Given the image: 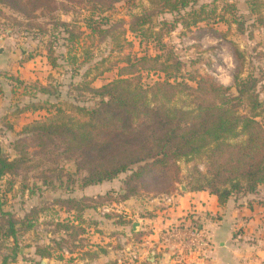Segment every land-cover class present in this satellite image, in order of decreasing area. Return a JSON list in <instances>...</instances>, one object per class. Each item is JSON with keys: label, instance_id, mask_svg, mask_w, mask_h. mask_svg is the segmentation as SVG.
<instances>
[{"label": "rangeland", "instance_id": "374dc122", "mask_svg": "<svg viewBox=\"0 0 264 264\" xmlns=\"http://www.w3.org/2000/svg\"><path fill=\"white\" fill-rule=\"evenodd\" d=\"M200 6H204L201 16L207 14L205 20L189 27L183 25L185 12L192 10L187 7L179 13L154 15V30L159 29L162 21L173 25L162 40L184 63L185 73L210 76L217 84L230 87L234 95L237 94L235 76L239 79L249 74L255 77L256 91L264 108V24L260 23L264 20V0H198L194 9ZM149 7L148 0L115 2L111 10L100 15L104 17L100 28L109 30L112 37L101 38L86 27L91 14L89 5L84 2L79 6L70 5L68 15H53L74 23V38L68 42L67 33H60L62 28L52 25L45 11H35L37 17L26 22L14 9L0 6V151L9 159L15 158L18 155L15 146L19 144V149L30 159L26 169L0 178V264H84L81 251L74 248L77 243L63 246L61 261L57 257L61 255L58 250L52 258H41L34 251L36 246H53L51 240L56 239L57 230L61 229L56 224L67 216L59 200L86 195L90 196L86 202L98 208L84 212L86 233L82 250L100 253L87 264H143L146 259L144 253L141 257L136 255L141 247L131 249L130 245L138 238L130 232V222L155 212L158 207L164 208L161 205V198L166 195L162 192L164 183L145 180L142 193L124 201L117 193L123 192L122 180L126 174L114 181L82 188L85 173L77 169L74 162L77 157L64 153L56 141L48 143L49 151H43L36 135L27 127L51 119H79L77 107L92 109L97 102L91 91L85 89L87 86L96 88L117 78L127 56L135 60L144 54H157L158 46L151 39L138 45L137 37L122 32L131 14ZM221 14L236 23L219 20ZM92 16L98 18L96 14ZM49 48L56 66H51L45 57ZM235 51L243 55L242 62L235 58ZM157 74L141 73L143 83L150 84ZM205 154L175 162L178 186L188 184L199 172H206ZM259 187L255 197L264 199V184ZM98 193L109 196L99 197ZM193 212L189 214L198 215ZM179 220L173 224H191L190 219L185 223ZM9 222L15 229V239L4 237ZM155 246L152 251L158 248L159 257L175 259V250L165 242ZM67 248H72L73 253L69 254ZM126 248H130L129 251Z\"/></svg>", "mask_w": 264, "mask_h": 264}, {"label": "trees", "instance_id": "16d2710c", "mask_svg": "<svg viewBox=\"0 0 264 264\" xmlns=\"http://www.w3.org/2000/svg\"><path fill=\"white\" fill-rule=\"evenodd\" d=\"M118 1L0 0V6L14 9L26 22L37 17L35 11H45L52 25L62 28L60 33H67L65 40L71 42L74 23L55 18V13L68 15L70 5L79 6L84 2L89 5L91 13L86 27L97 32L101 38L112 37L109 30L100 28L104 18L100 15L111 10ZM148 1L150 7L131 14L128 26L122 32L127 31L133 38L137 37L138 45L151 39L159 52L144 54L135 60L127 56L117 78L96 88L87 86L85 89L91 91L97 102L92 109L77 107L79 119L65 117L36 122L28 126V130L36 135L43 151H49L50 142L56 141L64 153L77 157L74 160L77 169L85 173L81 179L82 188L114 181L126 174L122 180L123 192L117 193L122 201L139 196L143 190L142 184L149 179L164 183L163 194L177 192L175 187L180 182L175 162L204 153L206 172H199L185 184L190 191L206 190L216 197L220 205L225 204L231 196L255 193L264 184V108L256 91L257 79L250 74L242 79L235 76L237 94L234 95L230 87L217 84L210 76L185 73L184 63L167 49L162 40L173 25L162 21L159 29L154 30L152 17L166 12L179 13L190 7L192 10L185 12V19H182V24L189 27L207 18V14L201 16L204 6L194 9L198 0ZM93 14L98 18H94ZM219 20L236 23L225 19L223 14ZM263 21L260 23L264 24ZM34 26L38 28L39 24ZM241 27L239 24V30ZM127 43L132 44L130 41ZM50 52L49 48L45 57L51 66H56ZM235 58L238 62L243 61V55L238 51H235ZM144 72L158 74L150 84H145L141 75ZM15 148L18 155L12 159L0 151V178L29 167L27 163L30 159L26 152L19 149V144ZM88 197L59 200L67 216L56 224L61 229L57 230L56 239L51 240L55 248L50 245L36 246L35 255L52 258L58 250L61 255L57 257L61 261L63 246L70 247L77 243L74 248L81 251L83 260L97 258L100 253L92 254L89 252L91 250L84 252L81 244L86 233L84 212L98 208L86 202ZM190 220L191 224L196 223L194 218ZM180 226L171 225L164 231ZM131 233L138 239L141 236L140 232ZM3 234L15 239L11 222ZM16 248L15 243L14 250ZM67 252L72 254V248H67Z\"/></svg>", "mask_w": 264, "mask_h": 264}, {"label": "crops", "instance_id": "0c3cea01", "mask_svg": "<svg viewBox=\"0 0 264 264\" xmlns=\"http://www.w3.org/2000/svg\"><path fill=\"white\" fill-rule=\"evenodd\" d=\"M178 187L179 191L161 198L164 208L158 207L155 212L143 214L140 219L130 222V232L141 233L137 242L130 246L133 250L141 247L139 255H136L141 257L144 253L146 259L143 264H264L263 198H256L257 193H246L231 196L220 205L216 197L206 190L190 191L183 184ZM191 212L198 215L189 214ZM178 218L183 223L190 218L197 220L194 225L202 229L207 239L206 247L200 254L181 256L179 261L167 256L159 257L161 252L158 248L154 255L152 249L163 243L161 233L174 225ZM134 222L137 223L136 230L133 229ZM126 249L129 251L130 248ZM87 261L84 259L83 263L87 264Z\"/></svg>", "mask_w": 264, "mask_h": 264}, {"label": "built area", "instance_id": "2783aa9c", "mask_svg": "<svg viewBox=\"0 0 264 264\" xmlns=\"http://www.w3.org/2000/svg\"><path fill=\"white\" fill-rule=\"evenodd\" d=\"M161 234L162 241L175 250L176 261H179L181 256L186 258V255L200 254L207 245L202 229L196 225H182L170 231H163Z\"/></svg>", "mask_w": 264, "mask_h": 264}, {"label": "water", "instance_id": "95a60500", "mask_svg": "<svg viewBox=\"0 0 264 264\" xmlns=\"http://www.w3.org/2000/svg\"><path fill=\"white\" fill-rule=\"evenodd\" d=\"M182 190H184L183 187H182ZM136 228H137V223L134 222V223H133V229L136 230Z\"/></svg>", "mask_w": 264, "mask_h": 264}]
</instances>
